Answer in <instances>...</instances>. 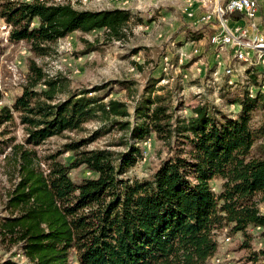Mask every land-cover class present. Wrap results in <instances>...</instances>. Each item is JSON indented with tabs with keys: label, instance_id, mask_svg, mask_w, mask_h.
Masks as SVG:
<instances>
[{
	"label": "trees",
	"instance_id": "obj_1",
	"mask_svg": "<svg viewBox=\"0 0 264 264\" xmlns=\"http://www.w3.org/2000/svg\"><path fill=\"white\" fill-rule=\"evenodd\" d=\"M229 16L240 18L226 13L225 19ZM0 19L10 28L11 43H24L42 58L74 32L103 30L107 40L121 41L133 16L122 9L78 10L70 2L0 0ZM85 44L82 54L93 50ZM156 83L149 79L140 92L133 83H118L137 93L131 115L125 102L88 96L106 85L73 91L66 78L49 77L29 61L21 94L11 107L0 108V126L16 117L23 133L5 156L14 177L0 220L3 250L16 249L26 260L21 264H69L71 252L77 264H207L222 229L241 235L240 248L250 249V230L264 228L260 84L256 80L254 94L245 91L232 101L239 108L235 116L200 105L182 118L172 112L171 92L160 94L164 87L155 90ZM257 110L260 125L253 128ZM90 123L98 128L87 136L64 137L85 133ZM115 130L122 135L114 145L87 149ZM151 135L166 157L148 178L124 179L142 157L139 144ZM55 137L67 142L56 151H37ZM113 146L124 150H110ZM64 153L72 154L68 164ZM81 167L93 177L74 182L70 172ZM215 181L221 182L219 191L212 187ZM248 263L264 264V249L250 252ZM0 264L20 263L0 258Z\"/></svg>",
	"mask_w": 264,
	"mask_h": 264
},
{
	"label": "rangeland",
	"instance_id": "obj_2",
	"mask_svg": "<svg viewBox=\"0 0 264 264\" xmlns=\"http://www.w3.org/2000/svg\"><path fill=\"white\" fill-rule=\"evenodd\" d=\"M48 1L70 2L78 10L122 9L130 12L133 19L128 23L121 41L107 40L103 30L87 34L74 32L59 40L53 46L52 53L42 58L34 57L24 43H11L10 28L0 19V108L11 107L21 94L26 85L30 60H34L49 77L60 75L66 78L73 91L106 85L104 90L88 96H98L105 103L111 99L125 102L131 115L137 93L129 94L119 82L133 83L134 89L140 92L149 79L156 80L155 90L164 87L160 94L171 92L172 112L182 118L192 116L193 109L200 105L212 106L225 115L235 116L239 108L232 105V101L245 91L254 94L256 80L260 84V92L264 93V29H260L259 37L254 39L258 49H255V45L252 49L242 45L241 49H234L232 53L229 46H234L235 35H229L234 40L226 46L216 45L212 42L215 29L207 25H192L183 15V9L188 8L189 14L200 13L201 9L196 4L206 2L204 18L213 19L215 9H222L223 0H195L190 7L188 0ZM223 13L228 12H222V19H225ZM198 34L202 35L200 40L196 39ZM242 40L247 42V38H240V42ZM85 43H89L93 50L82 54L87 48ZM240 50L253 51L255 56L245 52V61L237 60ZM228 66L231 74L226 73ZM261 115L260 110L253 113V128L260 125ZM97 128L98 124L90 123L86 125L85 133H67L64 137L78 140ZM121 135V132L112 131L88 145L87 149H104L114 145ZM64 137L49 139L37 151L41 154L60 149L67 142ZM12 140L15 143L23 141L22 128L16 117L12 123L0 126V220L6 216L3 203L12 186L11 177H14L10 169L11 161L5 159ZM139 147L142 157L129 169L124 179L148 178L167 155L164 146L153 135L143 140ZM109 149L118 152L124 150L114 146ZM61 159L68 164L72 154L64 153ZM91 177L93 175L83 167L70 172L74 182ZM220 185V181L212 182L215 191H219ZM259 209L264 214V199L259 203ZM250 233L253 235L250 249L242 250L241 235H230L227 229L217 231L218 250L207 264H249L250 252L264 249V228L252 229ZM16 253V249L6 252L0 245L2 260L11 258L14 262L25 263L26 260ZM69 264H77L72 252Z\"/></svg>",
	"mask_w": 264,
	"mask_h": 264
},
{
	"label": "built area",
	"instance_id": "obj_3",
	"mask_svg": "<svg viewBox=\"0 0 264 264\" xmlns=\"http://www.w3.org/2000/svg\"><path fill=\"white\" fill-rule=\"evenodd\" d=\"M188 1L189 7L193 5V2L195 4V0ZM196 5L201 9V12L189 14V8L183 9L185 19L192 25H207L215 29L212 42L216 45L227 43V36L235 35L234 46H229L232 53L234 49H241L240 38L255 39L259 37L260 29H264V0H240L238 4H230V0H223L222 9H215L213 19L204 18L206 2ZM222 12H229V15L238 14L240 18L233 20L229 16V19H222ZM244 24L246 25L243 26ZM244 52H250L253 57L255 56L253 51ZM230 70V66H228L226 72Z\"/></svg>",
	"mask_w": 264,
	"mask_h": 264
},
{
	"label": "bare ground",
	"instance_id": "obj_4",
	"mask_svg": "<svg viewBox=\"0 0 264 264\" xmlns=\"http://www.w3.org/2000/svg\"><path fill=\"white\" fill-rule=\"evenodd\" d=\"M238 3H240V0H230V4H238ZM229 13V12H228ZM223 14H225V13H223ZM231 41H233L232 39H231V37H229V36H227V43H222V46H226L227 44H229ZM259 41V40H258ZM263 41V40H262ZM240 44H241V46L242 45H245L246 47H248L249 49H252V47L254 46V47H256L255 49H258V47H257V45L258 44H256L255 42H253L252 40H250V41H248V42H243V40L240 42ZM261 44H262V42H261ZM249 45H252V47H250ZM264 47V46H263ZM236 50V49H235ZM244 54H245V52H244V50L242 51V50H240V52L238 53V57L236 56V58H237V60H242V61H245V57H244ZM227 74H231V71H228V72H226Z\"/></svg>",
	"mask_w": 264,
	"mask_h": 264
},
{
	"label": "crops",
	"instance_id": "obj_5",
	"mask_svg": "<svg viewBox=\"0 0 264 264\" xmlns=\"http://www.w3.org/2000/svg\"><path fill=\"white\" fill-rule=\"evenodd\" d=\"M228 36H229V35H228ZM229 37H231V39L234 40V38H233L232 36H229ZM248 41H250L249 38H247V42H248ZM252 41L255 42L254 39H252ZM249 46L252 47V45H249Z\"/></svg>",
	"mask_w": 264,
	"mask_h": 264
}]
</instances>
